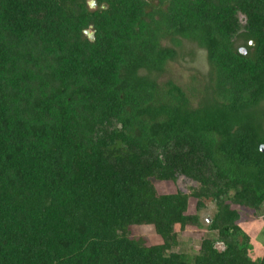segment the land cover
Instances as JSON below:
<instances>
[{
	"label": "trees",
	"instance_id": "obj_1",
	"mask_svg": "<svg viewBox=\"0 0 264 264\" xmlns=\"http://www.w3.org/2000/svg\"><path fill=\"white\" fill-rule=\"evenodd\" d=\"M89 1L0 0V264H264V0Z\"/></svg>",
	"mask_w": 264,
	"mask_h": 264
},
{
	"label": "rangeland",
	"instance_id": "obj_2",
	"mask_svg": "<svg viewBox=\"0 0 264 264\" xmlns=\"http://www.w3.org/2000/svg\"><path fill=\"white\" fill-rule=\"evenodd\" d=\"M193 73H190L188 69L178 64H169L166 69V73L162 77L163 80H174L182 86H186L190 82V77ZM157 191L160 194L175 192L181 190L188 193L191 188L195 186V183L189 179L183 178L178 181L176 185L172 183H163L159 181L154 182ZM196 203L190 202L189 213H196ZM216 213V206L212 202H206V208L200 213L203 223V229L189 228L184 234L179 235V241L181 246L179 251L187 253H195L199 250L201 237L208 236L206 227L210 220ZM241 221L240 225L243 230L251 235L253 251L251 256L253 258L261 257L262 249L264 247V214L259 216H253V213L249 210L240 209ZM131 237L144 238L148 245L160 244L163 242L161 236H158L152 226H133L129 230ZM221 248V247H220Z\"/></svg>",
	"mask_w": 264,
	"mask_h": 264
},
{
	"label": "water",
	"instance_id": "obj_3",
	"mask_svg": "<svg viewBox=\"0 0 264 264\" xmlns=\"http://www.w3.org/2000/svg\"><path fill=\"white\" fill-rule=\"evenodd\" d=\"M89 5H90L91 8H96V2H95V0H90L89 1ZM86 35H88L91 38V40L94 41V33H92V32H86ZM251 45L254 46L255 44L254 43H251ZM241 52L246 54V50L241 49ZM261 150H262V152H264V146L261 147Z\"/></svg>",
	"mask_w": 264,
	"mask_h": 264
}]
</instances>
